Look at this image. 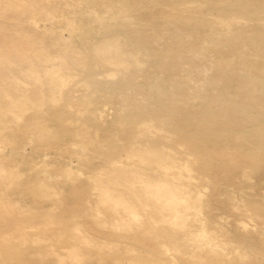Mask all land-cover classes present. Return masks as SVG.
<instances>
[{
  "label": "bare ground",
  "instance_id": "bare-ground-1",
  "mask_svg": "<svg viewBox=\"0 0 264 264\" xmlns=\"http://www.w3.org/2000/svg\"><path fill=\"white\" fill-rule=\"evenodd\" d=\"M237 1L119 0L107 5L86 0L93 10L100 6L112 10L110 16L118 20L120 28L133 24L134 11L160 8L164 22H169L173 31L158 30L148 22L147 28L137 27L126 34L132 41L129 45L117 37L124 34L117 29L113 32L116 39L93 44L90 52L69 50L59 42L57 57L64 60L53 63L57 57L51 58L40 49L39 21L51 25L69 21L64 17V5L70 1L0 0V126H17L25 133L30 124L21 127L20 122L28 110L36 115L53 112L65 137L73 142L90 130L88 122L96 119L92 105L103 89L109 99L123 106L117 118L120 139L110 140L112 150L104 156L106 166L91 168V193L84 204L101 227L138 234L140 244L157 253L155 259L139 258L129 264H167L164 256L172 249L189 251L192 257L206 253L209 259L218 258L220 243L208 232L203 217L205 194L194 181L197 176L209 178L211 168L225 176L242 168L247 180L263 170L264 0H247L241 11L229 8L228 4ZM73 14L79 16V24L84 23L82 10ZM101 25L106 26V22L101 21ZM206 55H212V66L197 58ZM146 61L152 63L153 70H145ZM156 70L164 75L156 76ZM76 72H82L83 81L78 83L84 88L82 93L88 94L75 101L70 95L78 80ZM100 76L107 82L102 84ZM200 76L205 82L198 84ZM144 84L150 87L143 94L145 98L129 94ZM170 85L179 89L170 91ZM152 99L158 102L152 104ZM198 99L201 104L195 105ZM74 105L76 112L66 110ZM68 121L82 125L67 127ZM51 133L45 129L37 135L51 145L56 143ZM60 141L56 148L64 145ZM82 145L85 151V143ZM176 147L185 149L184 162L176 156ZM41 156L47 159L48 152ZM1 172L0 190L8 181V175ZM236 209L251 222L264 225V203L253 204V209L248 205ZM20 223V218L10 212V205L0 199V264H30L24 259L25 252L12 243L13 234H5H23ZM47 223L56 224L50 218L45 219ZM193 223L199 224L197 229H191ZM68 230L65 226L54 235L62 239ZM35 239L33 246L43 243ZM72 241L67 255H58L60 264H90L93 249L121 250L120 244L102 237L83 235ZM52 247L33 251L39 256V264L57 256ZM104 261L100 258L97 262ZM112 264L125 263L117 258Z\"/></svg>",
  "mask_w": 264,
  "mask_h": 264
},
{
  "label": "rangeland",
  "instance_id": "rangeland-1",
  "mask_svg": "<svg viewBox=\"0 0 264 264\" xmlns=\"http://www.w3.org/2000/svg\"><path fill=\"white\" fill-rule=\"evenodd\" d=\"M68 1H70L69 5H64V17L70 19L69 21L62 20V22L59 20L56 24H53L54 26L42 19L39 21L40 38L42 39L40 49L48 52L51 58L58 56L57 43L59 42L65 43L69 50L76 48L89 52L92 50L91 45L100 44L101 41H111L118 36L122 42L130 45L132 41L126 34L137 27L147 28L148 22H153L158 30L165 28L173 31V26L169 22H164L160 8L145 7L134 11L133 24L120 28L118 20L116 21L110 16L112 10L106 9L104 6L93 10L88 6L86 0ZM94 1L99 3L101 1L110 5L119 0ZM220 1L226 3L227 0ZM246 2L247 0H238L228 4V6L234 11H241ZM75 10L83 11L84 23H78L79 16L73 14ZM96 17L100 20H96ZM101 21L106 22V26L101 25ZM117 29L122 30L124 34L117 35V37L113 35V32ZM69 50L68 52H70ZM63 58H54L52 62L61 63L64 60ZM197 58L207 66L213 65L212 55L198 56ZM143 67L146 71L153 70L152 63L148 61L144 63ZM76 73L78 80H75L77 79L75 75L73 76L75 81L72 77L74 90L73 94L70 95L73 96L75 101L88 94L82 93L84 88L81 87V84L79 86L78 83L83 81L82 72ZM156 73L158 77L164 75L159 70H156ZM102 77L100 76L98 79L102 84L106 83L107 80ZM140 81H142V78H140ZM204 82V76L197 79L198 84ZM149 88L148 85L144 84L142 89L134 90L129 94L142 99L145 98L143 94L148 93ZM169 89L170 91H177L179 88H173L170 85ZM151 102L155 104L158 100L152 99ZM193 103L195 105L201 104V100H195ZM122 107L118 100L112 101L109 99L107 92L103 89L92 105L96 119L88 122V130H90L84 137L85 139L81 137L79 139L78 137L73 142L65 137L61 123L54 119L53 112L36 115L33 111L28 110L20 122L21 127L30 124L28 126L29 130L25 133L17 126L13 128H10L9 125H5L6 127L4 125L0 126L3 132V135L0 136V170L1 173L8 175V181L6 180L1 187L0 199L5 204L10 205V212L20 218V224L24 229L21 232L26 233L24 234L25 239H23V234H19L20 232L6 231L5 234H13L14 240L12 239V243L17 246L19 251L25 252L24 259L28 263L39 264V256L34 255L33 251H44V248L45 250H52L51 247L54 245L52 248L55 249L54 252L57 256L46 253V256L50 255L52 257L47 258L43 264H57V262L60 264L57 259L58 255H67V249L74 244L72 240L79 239L83 235L102 237L109 242L113 241L120 244L121 247L120 252H109L108 249L103 251L93 249L90 252L92 255L90 264H99L97 261L100 258L105 260L103 264H112L117 258L121 259L123 263L129 264V262L138 261L139 258L155 259L157 257V253L153 252L150 247L140 244L141 236L139 237L138 234L120 233L101 227L100 223L90 217L92 211L87 210L84 204V199L90 196L91 193V190L88 189V182L90 183L92 180V178L88 179V176L91 175V168L93 166L105 167L104 156L112 150L110 140L113 138L120 139L117 136V129L121 127V123L117 122V118ZM66 110L76 112V107L74 105ZM10 115L13 114L10 113ZM65 124L67 127L79 128L82 122L69 123L68 121ZM45 129L52 132L51 136L56 138V143L49 145L37 135L38 132L40 133ZM58 140H61V144L64 145L56 148ZM120 142L122 141L120 140ZM83 143L86 146L85 151L82 149ZM75 145L77 146L76 149ZM175 151L177 152L176 156L181 162H184L186 158V156H183L185 149L176 147ZM43 152H48L47 159L41 156ZM216 169H209V178L197 176L194 183L205 194L203 217L206 219L208 232L214 235L217 243H220V255L216 259H209L206 253L192 257L189 251L181 252L172 249L164 256L167 258V264H174V260H176V264H264V225L251 222L250 219L241 215L236 209L237 206L243 208L244 205H248V208L253 209V204L264 203V167L261 172L253 173L252 179L248 180L243 178L242 168L234 169L232 174L228 176H225L222 171L215 172ZM10 172H13V176L10 175ZM46 190L49 191L48 195L51 191L52 193L48 196L45 194ZM104 213L106 214L108 211ZM46 218L55 221L57 227L56 224H45ZM36 224L38 225L34 226ZM52 225L55 226L52 227ZM198 225V223H193L191 229H197ZM50 226L51 228H48ZM65 226L69 227V230L62 239L54 235L64 229ZM27 236L29 237L27 238ZM137 236L139 240L136 239ZM35 237L43 240L41 246H33V242L37 241ZM46 242L51 243L46 244ZM128 248L135 251H126ZM133 252L137 255H131Z\"/></svg>",
  "mask_w": 264,
  "mask_h": 264
}]
</instances>
